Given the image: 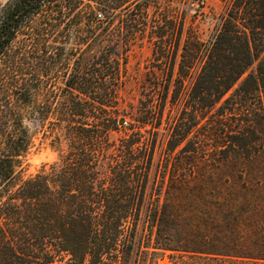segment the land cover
Wrapping results in <instances>:
<instances>
[{"label":"trees","instance_id":"16d2710c","mask_svg":"<svg viewBox=\"0 0 264 264\" xmlns=\"http://www.w3.org/2000/svg\"><path fill=\"white\" fill-rule=\"evenodd\" d=\"M1 1L0 264H157L166 255L172 264H264V0H221L189 100L176 108L173 97L165 125L170 84L182 86L193 65L187 43L177 75L155 79L158 105L119 106L118 89L129 80L126 51L150 24L159 30L154 57L174 66L186 10L160 9V0ZM116 10L126 12L125 33L96 34ZM71 21L97 25L66 47L61 29ZM174 24L171 58L164 32ZM103 41L122 42L123 57ZM26 116L51 122L52 145L67 148L23 177ZM156 153V197L139 233Z\"/></svg>","mask_w":264,"mask_h":264},{"label":"rangeland","instance_id":"374dc122","mask_svg":"<svg viewBox=\"0 0 264 264\" xmlns=\"http://www.w3.org/2000/svg\"><path fill=\"white\" fill-rule=\"evenodd\" d=\"M190 1H193V8L189 10ZM2 3L5 0L1 1ZM160 9H165L168 7L171 9L172 13H182L183 11L188 12V18L185 23V26L182 31L181 42L179 44L176 60L174 66L170 63V59L168 58H160L159 60L154 57L153 51L154 49L158 51V47L160 44H156V34L159 33V30L153 25H148L145 29L143 38H136L128 47L126 51V74L129 75V80L121 85L118 89V105L124 106L126 108L142 109L147 104L154 103L158 105L161 102V97L163 95V90L161 86L156 87L155 79L156 77L164 79L172 70L173 77L177 75L178 71V63L181 59L180 54L183 51V46L187 43L188 50L192 55L189 57L193 60L192 67L189 68L188 78L185 83L176 87L175 83L172 82L170 84V89L168 92L164 116H163V125L166 124V120L168 114L172 110V99L175 97L178 101L176 106L179 107L189 100V91L191 84L193 82L194 77L197 75L199 69L204 63V54L206 47L208 46L213 33L215 32L216 26L219 22V18L221 14L224 12V3L221 0H160ZM159 9V10H160ZM197 9V10H196ZM158 11V7L151 6L150 13L153 11ZM126 12L125 10H116V15L113 20L105 25L108 29L95 30L96 34L100 36L105 35H114L118 37V35H122L125 33V28L127 24L125 22ZM97 24H88L84 21L78 22H69L65 25L64 29H61L62 34H67L70 39L67 40L66 47L73 46L77 41H75V36H85L88 31L86 30L90 26H96ZM179 34L178 25L174 24V27L171 29H167L164 32L165 38L171 39L170 44L167 41L165 43L164 49L167 51L168 57L173 58V53L177 49V45L174 43L175 37ZM152 35V36H151ZM152 37V39H150ZM199 38L201 42V51L198 53L195 45V40ZM168 39V40H169ZM105 44V49L112 53L115 49H118L122 54L124 53V45L119 41L118 45H113V43H107V41H103ZM118 42V41H117ZM55 45H61L59 43L54 42ZM76 45V44H75ZM83 47L84 43L81 44ZM98 43H90L87 47L88 50L95 51L99 48ZM117 46V47H116ZM87 57L81 60L82 63L87 61ZM258 61H255L252 66H249L246 73L237 81H241L247 73L256 72ZM76 62V61H75ZM72 63V65L75 64ZM120 62H123V58H120ZM187 69V68H186ZM71 70V67H70ZM187 71V70H186ZM61 73V72H60ZM63 73V70H62ZM235 84V86L237 85ZM57 85H61V82H58ZM175 108V109H176ZM122 125H125L126 121H129L130 118L128 116L122 117ZM24 124L29 130L30 137L32 140V144L28 149V152L25 156V160L23 162V170L22 176L25 177L29 174L35 173L43 164H51L52 162L57 160L58 155L61 151H65L67 146L65 141H62L60 147H55L52 145V137H53V129L54 125L51 122H46L44 125L38 123L33 117L26 116L24 119ZM119 136L118 132H112L111 138H117ZM159 153H156L154 156V165L150 171L148 184L145 190V198L144 204L140 213V221L138 223V231L139 233L146 232V226L144 223L145 214L147 211L148 202L156 197L152 195V183L155 178V169L156 163L158 162ZM163 199V196L160 198ZM145 228V230H144ZM157 264H172L169 260L168 256H164L162 259H159Z\"/></svg>","mask_w":264,"mask_h":264}]
</instances>
